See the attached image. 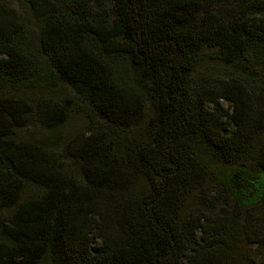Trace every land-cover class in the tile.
<instances>
[{
  "label": "trees",
  "instance_id": "1",
  "mask_svg": "<svg viewBox=\"0 0 264 264\" xmlns=\"http://www.w3.org/2000/svg\"><path fill=\"white\" fill-rule=\"evenodd\" d=\"M14 1L0 264H251L242 240L264 256V0ZM208 46L225 66L197 74ZM74 112L84 129L59 134Z\"/></svg>",
  "mask_w": 264,
  "mask_h": 264
},
{
  "label": "rangeland",
  "instance_id": "2",
  "mask_svg": "<svg viewBox=\"0 0 264 264\" xmlns=\"http://www.w3.org/2000/svg\"><path fill=\"white\" fill-rule=\"evenodd\" d=\"M15 1L14 0H9V4L10 5H15ZM203 53V57L200 63H198L195 73L197 74H203V73H209V72H220L222 71V69L224 68V64L223 62H221L219 59H216V49L214 47L208 46V47H204V49L202 50ZM60 88L66 89L67 91H69L68 93H71V90L66 86L64 87L63 85L59 86ZM221 103L224 107L228 106V102L225 100H221ZM86 124V119L85 117L81 114V113H71L65 123L58 129V133L59 134H63L68 136L69 134H72L78 130H82L84 129V126ZM41 129L40 127H38V125L33 122L30 124L29 128H22L18 131V134L20 136H24L27 135L28 132H39ZM26 192H24V197L28 194L26 193H30L32 188L30 185L25 187ZM240 246V253H244V254H249L250 255V260H251V264H264V256H262L259 252V250L256 248V246L254 244L251 245H247L245 240H242V243L239 244ZM251 252V253H250Z\"/></svg>",
  "mask_w": 264,
  "mask_h": 264
}]
</instances>
